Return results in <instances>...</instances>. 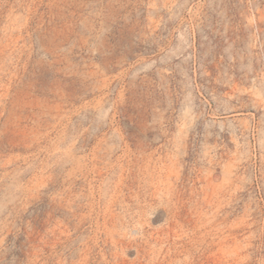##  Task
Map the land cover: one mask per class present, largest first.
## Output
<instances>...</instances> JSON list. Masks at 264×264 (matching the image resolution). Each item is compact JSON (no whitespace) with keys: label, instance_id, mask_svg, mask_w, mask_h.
Here are the masks:
<instances>
[{"label":"rangeland","instance_id":"rangeland-1","mask_svg":"<svg viewBox=\"0 0 264 264\" xmlns=\"http://www.w3.org/2000/svg\"><path fill=\"white\" fill-rule=\"evenodd\" d=\"M0 264H264V0H0Z\"/></svg>","mask_w":264,"mask_h":264}]
</instances>
